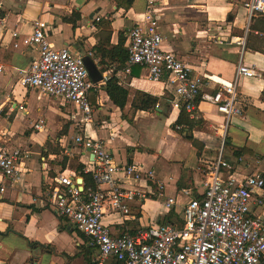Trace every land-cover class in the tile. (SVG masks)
I'll use <instances>...</instances> for the list:
<instances>
[{
  "label": "crops",
  "instance_id": "1",
  "mask_svg": "<svg viewBox=\"0 0 264 264\" xmlns=\"http://www.w3.org/2000/svg\"><path fill=\"white\" fill-rule=\"evenodd\" d=\"M126 1L0 0L4 7L0 15V146L24 154L21 184L12 187L4 183L5 191L0 192V264H89V260L96 263L99 259L97 249L56 213L45 195L56 175L65 171L79 180L78 167L85 169L87 162L94 161L74 142L82 129L90 137L104 140L118 164L153 170L166 185L160 197L149 182L143 189L147 198L133 203L131 218L106 217L105 222L117 235L149 225H182L183 207L189 200L182 191L189 189L192 198L201 197L207 180L203 159L215 158L224 135L225 176L264 173V14L249 22L244 8L247 0H132L128 7ZM150 1L155 2L160 18L164 48L219 84L204 87L203 92L212 93L222 84L232 83L241 58L259 75L240 79L246 112L234 118L228 130H224V117L216 107L203 101L199 105L202 126L188 135L181 132L175 126L179 112L172 109L173 97L164 83L149 81L147 70L140 66L132 67L130 75L118 76L122 69L116 63L112 68L108 59V64H102L99 49L108 41L110 47L117 46L121 35L126 42L128 31L141 21ZM35 5L37 13L32 14ZM74 11L79 19L72 17ZM66 18L73 19L75 26ZM38 20L47 22L57 48L67 47L83 55L94 53L93 59L86 58L103 76L110 77L115 69L119 84L129 91L124 110L114 104L103 84L91 94L96 125L82 128L71 119L78 113L75 107L20 85L21 72L38 57L21 41L33 33ZM248 27L242 49L231 40L242 38ZM15 31L19 38L13 37ZM15 42L20 43L19 49L13 47ZM139 92L157 97L159 108L136 110L133 101ZM51 115L57 118L55 127L48 124L47 116ZM41 120L44 128L36 131L34 125ZM88 127L92 130L87 131ZM75 130L77 134L70 138ZM190 135L196 145L187 139ZM72 162L77 166L72 168ZM168 198L176 201L172 209L165 206Z\"/></svg>",
  "mask_w": 264,
  "mask_h": 264
},
{
  "label": "built area",
  "instance_id": "2",
  "mask_svg": "<svg viewBox=\"0 0 264 264\" xmlns=\"http://www.w3.org/2000/svg\"><path fill=\"white\" fill-rule=\"evenodd\" d=\"M154 5L155 2L150 1L141 21L128 31L125 42L128 59L117 75H130L134 66L145 68L149 81L164 83L172 94L173 110H184L190 119L196 120L200 118V103L207 101L224 117L226 131L234 118L243 117L246 112L247 103L239 89L240 79L259 75L241 58L232 83L222 84L212 93L203 92L204 87L218 83L213 76L197 72L174 51L164 48L165 38ZM3 8L0 3V15ZM244 8L250 22L264 14V0H247ZM100 20L97 17V21ZM248 31L249 27L242 38L231 42L245 48ZM12 35L21 36L16 31ZM21 45L34 49L38 57L21 72L20 85L47 97L63 99L75 107L79 115L76 112L71 119L82 128L96 125L91 94L111 76L102 75L99 82L91 80L85 59H93L94 53L83 55L67 47L57 48L47 22L42 20L34 23L33 33L25 36ZM21 45L15 42L13 47L19 49ZM44 124L41 120L34 129L41 131ZM225 137L215 158L203 159L207 180L201 197L192 198L189 189L182 191L189 198L183 207L182 225H149L133 232L114 234L105 222L106 217L131 218L133 203L147 198L143 189L149 182L157 188L160 197L164 196L166 185L153 170L145 171L138 164H118L105 141L90 137L83 129L74 142L94 157L83 169L91 176L93 186L86 188L84 178H79V182L76 176L63 171L53 178L45 195L56 213L83 234L90 247L97 249V264H264V173L243 178L234 174L225 176ZM23 157L19 149L0 146V192L5 191L4 183L12 187L21 184ZM175 205L173 198H168L165 204L167 209ZM257 209L261 212L257 213Z\"/></svg>",
  "mask_w": 264,
  "mask_h": 264
},
{
  "label": "trees",
  "instance_id": "3",
  "mask_svg": "<svg viewBox=\"0 0 264 264\" xmlns=\"http://www.w3.org/2000/svg\"><path fill=\"white\" fill-rule=\"evenodd\" d=\"M126 2H127L126 6L128 7L132 3V0H127ZM72 17H77V19H79V15L75 11L73 12ZM65 21L68 23H72L73 26H75V22L73 19L66 18ZM104 24L108 25L107 22ZM106 29H109V26H106ZM109 44H110L109 41L106 42L104 48L99 49L98 51L100 52V55L102 56V64H108L107 62L110 61L111 63L110 65H108L109 68H112L113 64L116 63L118 65V69H123L128 59L127 51L124 47L125 40L123 39L121 35L117 46L110 47ZM106 59H108L107 62L105 61ZM112 70H113V73L111 77L104 84L105 90L108 93L110 99L114 102V104L117 107H119L121 110H124L127 104V101H128L129 91L119 84V80L115 76L116 75L115 69H112ZM98 73L102 76L101 72L98 71ZM158 103H159V99L157 97L150 95L148 93L139 92L136 94V97L133 101V107L136 110L150 111V110H154L156 108V105H158ZM202 124L203 122L200 120V118L196 120L190 119L189 114L185 112L184 110H181L179 112V116L177 118L175 126L181 127V132H186V134L188 135L189 133L192 132L194 128L201 127ZM187 139L192 141L195 145L197 144L194 141V138L192 135L187 136ZM78 172H80L81 177L84 178L85 183H86V188L92 187L93 186L92 178L89 174H85L83 172L82 166L78 167ZM89 264H97V263L93 262L92 260H89Z\"/></svg>",
  "mask_w": 264,
  "mask_h": 264
},
{
  "label": "water",
  "instance_id": "4",
  "mask_svg": "<svg viewBox=\"0 0 264 264\" xmlns=\"http://www.w3.org/2000/svg\"><path fill=\"white\" fill-rule=\"evenodd\" d=\"M85 63L91 80H94V82H99L102 79V76L98 73V70L94 65L93 61L89 58H86ZM92 158L94 157L92 156ZM78 181L80 182L81 180Z\"/></svg>",
  "mask_w": 264,
  "mask_h": 264
},
{
  "label": "rangeland",
  "instance_id": "5",
  "mask_svg": "<svg viewBox=\"0 0 264 264\" xmlns=\"http://www.w3.org/2000/svg\"><path fill=\"white\" fill-rule=\"evenodd\" d=\"M37 4H39V3L37 2ZM37 6H38V5H35L34 8L31 9V13H32V14H36V13H37ZM47 119H48V124H50L52 127H55V126H56L57 118H55V117H53V116L51 115V117H49V118H48V116H47ZM233 121H234V119H233ZM61 122H62V124L64 123L63 120H62ZM228 127H229V126H228ZM228 127H227V130H228ZM88 130H89V131L92 130L91 127H88L87 131H88ZM233 130H234V128L231 129V132H233ZM72 132H73V131H72ZM73 134H74V135H73ZM73 134L70 136V138H71V137H74V136L77 134V131L75 130ZM78 135H79V134H78ZM78 135H77V136H78ZM77 136H76V137H77ZM235 138H236V140H239V138H237V137H235ZM76 166H77L76 162H72L71 167L74 168V167H76Z\"/></svg>",
  "mask_w": 264,
  "mask_h": 264
}]
</instances>
